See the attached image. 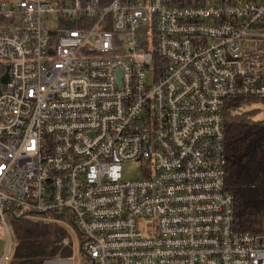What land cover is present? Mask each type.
Wrapping results in <instances>:
<instances>
[{"label": "built area", "instance_id": "built-area-1", "mask_svg": "<svg viewBox=\"0 0 264 264\" xmlns=\"http://www.w3.org/2000/svg\"><path fill=\"white\" fill-rule=\"evenodd\" d=\"M0 61V264L26 213L91 264H264L225 148L227 100L264 99V0H0Z\"/></svg>", "mask_w": 264, "mask_h": 264}, {"label": "trees", "instance_id": "trees-1", "mask_svg": "<svg viewBox=\"0 0 264 264\" xmlns=\"http://www.w3.org/2000/svg\"><path fill=\"white\" fill-rule=\"evenodd\" d=\"M109 5L113 0H98ZM6 65L0 61V76ZM262 100L229 99L225 106L226 185L235 198V229L259 233L264 220V121L245 109ZM46 217V216H45ZM13 264H46L60 255L63 233L42 215L20 214L12 220ZM65 249V250H64Z\"/></svg>", "mask_w": 264, "mask_h": 264}, {"label": "rangeland", "instance_id": "rangeland-1", "mask_svg": "<svg viewBox=\"0 0 264 264\" xmlns=\"http://www.w3.org/2000/svg\"><path fill=\"white\" fill-rule=\"evenodd\" d=\"M56 19L52 18V24H55ZM245 111L247 112H255V119L257 121H264V103H254L248 106ZM147 168V162H125L122 166V176L124 181H131L136 179H143L144 172ZM9 226L12 232V220L13 217L10 215L6 216ZM48 221L54 222L60 226L63 233L64 242H68L69 247L63 251V243H60L61 250L60 257H52L47 261L46 264H91V262L83 255L81 249L82 237L80 233L77 231L75 226L66 220L56 219L53 217H45ZM7 247V238L6 233L4 231V227L0 223V257L4 253ZM15 251V244L12 243V260ZM12 260L7 264H13Z\"/></svg>", "mask_w": 264, "mask_h": 264}, {"label": "water", "instance_id": "water-1", "mask_svg": "<svg viewBox=\"0 0 264 264\" xmlns=\"http://www.w3.org/2000/svg\"><path fill=\"white\" fill-rule=\"evenodd\" d=\"M9 66L6 67V71L4 73V75L1 78V83L2 84H7L10 81V77H9Z\"/></svg>", "mask_w": 264, "mask_h": 264}]
</instances>
